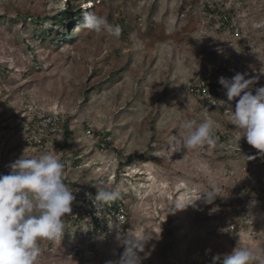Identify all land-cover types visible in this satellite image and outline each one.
Here are the masks:
<instances>
[{"label":"rangeland","instance_id":"obj_1","mask_svg":"<svg viewBox=\"0 0 264 264\" xmlns=\"http://www.w3.org/2000/svg\"><path fill=\"white\" fill-rule=\"evenodd\" d=\"M67 4L105 16L120 36L78 28L76 14L52 18ZM222 12L240 22L242 38L216 25ZM0 68V174L22 154L55 153L73 192L88 198L97 189L85 179L106 181L128 204V229L107 217L97 231L73 202L64 236L41 243L37 264H107L123 252L116 229L152 237L142 264H211L236 247V233L239 243L264 247V157L244 138L233 151L235 126L208 97L188 91L217 70L259 75L254 94L264 86V0H0ZM40 117L58 120L42 146ZM205 118L217 121L215 147H169L179 121ZM209 179L224 197L171 211L178 199H198ZM133 208L143 209L135 223Z\"/></svg>","mask_w":264,"mask_h":264},{"label":"clouds","instance_id":"obj_2","mask_svg":"<svg viewBox=\"0 0 264 264\" xmlns=\"http://www.w3.org/2000/svg\"><path fill=\"white\" fill-rule=\"evenodd\" d=\"M256 24L255 27H261ZM96 34L119 37L121 29L112 25L103 15L85 11L82 22L77 26ZM234 46V45H233ZM235 47V46H234ZM260 75H264L261 69ZM246 73L237 72L231 78L219 77L226 99L209 97L208 100L217 110H223L230 125L239 133L231 144L233 151L241 150V139L258 150L257 155L264 157V86L252 87L259 75L246 78ZM238 98V99H237ZM236 101L233 107V101ZM218 125L214 118L183 119L179 121L175 137L170 138L169 147L175 153L196 150L207 145L215 147L218 141ZM256 157L250 156L248 159ZM7 174H0V264H37L41 255V243L60 240L65 233L64 217L72 213L74 192L68 186L69 178L65 164L55 153L44 152L38 156L22 154L8 166ZM80 180L72 179V183ZM81 182V181H80ZM83 182L96 187L94 196L88 194L96 210V215L104 218L103 210L121 198L119 186L106 181ZM217 197H224L220 185L209 179L207 187L194 202L177 200L171 211L195 206L197 200L212 204ZM131 220L135 223L143 217V209H130ZM109 228H113L109 224ZM239 240L231 252L212 257L211 264H264V247L257 248L241 244ZM152 237L137 235L135 230L121 234L116 229V240L123 252L118 259L107 264H142L145 247Z\"/></svg>","mask_w":264,"mask_h":264},{"label":"built area","instance_id":"obj_3","mask_svg":"<svg viewBox=\"0 0 264 264\" xmlns=\"http://www.w3.org/2000/svg\"><path fill=\"white\" fill-rule=\"evenodd\" d=\"M215 19L217 22L216 25L218 27L227 28L233 37L238 39L243 37V28L241 27L240 22L233 19V15L231 13H218ZM220 71L222 70L216 71V74L219 77L223 76L222 72ZM219 77H215L213 80L201 78L190 81L188 84V91L190 94L195 96H206L208 98L212 96L218 99L224 92L222 86L218 82ZM40 119L42 118L40 117ZM37 123L38 125L36 142L40 144V146H42L44 144L45 137L47 136V129L49 128V130L56 131L58 120H55V118H43L39 121L38 118ZM74 194L76 196V200L74 201V203L76 204L78 213L83 216L85 215V213H88L90 216V221L94 225L95 230H102V228L105 227L106 218L108 217L112 222L119 224L122 228V231H125L124 225L129 221V210L127 206L128 204H126L125 201L118 199L111 206L105 207L102 214L104 218H102L96 215V210L92 204L91 199L89 198V195H87L88 198H86V196L81 197L77 192H74ZM85 208L87 209V212H84Z\"/></svg>","mask_w":264,"mask_h":264},{"label":"trees","instance_id":"obj_4","mask_svg":"<svg viewBox=\"0 0 264 264\" xmlns=\"http://www.w3.org/2000/svg\"><path fill=\"white\" fill-rule=\"evenodd\" d=\"M67 5H69V4H67ZM61 13H62L61 16H59V14H58V15L53 16L52 18H54V19H58V22L61 21L62 23H64L65 20H71V19H73V17H74L75 14H76V11H75L74 8H71V6L69 5V6L66 7ZM63 15H65L66 17H64ZM76 15H78V18L83 16L80 12H78ZM58 22H57V25L59 24ZM70 26H71V25L69 24V27H70ZM60 33H62V32H60ZM0 69H1V68H0ZM35 121L38 122V118H36ZM36 122H35V123H36ZM102 142H103V144L105 145V144L108 143V139H107L106 137H103L99 143L101 144ZM101 145H102V144H101ZM114 206H115V205H114ZM129 224H130L129 221L126 222V224L124 225V226H125V227H124L125 230L128 229Z\"/></svg>","mask_w":264,"mask_h":264}]
</instances>
